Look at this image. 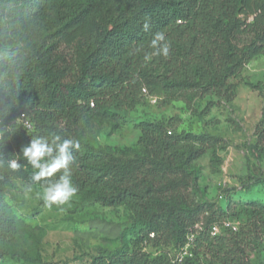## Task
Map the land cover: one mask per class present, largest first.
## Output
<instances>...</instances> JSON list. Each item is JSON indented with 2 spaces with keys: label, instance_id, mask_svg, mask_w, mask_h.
<instances>
[{
  "label": "trees",
  "instance_id": "16d2710c",
  "mask_svg": "<svg viewBox=\"0 0 264 264\" xmlns=\"http://www.w3.org/2000/svg\"><path fill=\"white\" fill-rule=\"evenodd\" d=\"M77 1L0 0V196L15 180L27 187L60 181L63 170L33 181L36 170L22 153L33 136L54 133L78 144L69 165L76 194L125 205L141 225L130 248L95 255L90 264H261L247 248L252 235H264V207L246 210L232 230L221 226L228 210L199 196L195 161L208 149L217 159L221 137L178 130L177 116L141 120L136 143L124 148L95 145L87 135L100 127L98 117L118 122L146 97L166 102L193 92L232 101L240 70L264 53V0H95L92 11ZM160 32L164 40L153 47ZM253 88L264 97V79ZM257 132L264 148V106ZM12 159L20 170L8 167ZM256 184L264 177H250L243 188ZM214 225L220 230L212 234ZM15 231L0 207V241ZM188 235L190 254L180 261L163 250H179ZM148 246L161 251L153 255ZM14 256L0 246V259Z\"/></svg>",
  "mask_w": 264,
  "mask_h": 264
},
{
  "label": "rangeland",
  "instance_id": "374dc122",
  "mask_svg": "<svg viewBox=\"0 0 264 264\" xmlns=\"http://www.w3.org/2000/svg\"><path fill=\"white\" fill-rule=\"evenodd\" d=\"M88 11L95 0H78ZM239 84L232 101L208 94L201 98L193 92L181 98L164 101L162 96L146 97L133 109L120 112V121L102 119L100 127L87 135L95 145L133 146L139 136L137 123L144 119L177 116L178 130L208 131L224 140L225 147L208 149L195 164L200 167V197L216 200L229 212L227 221L237 226L249 216L246 210L264 207V184L250 190L243 183L250 177H264V148L258 144L257 127L262 118L264 97L253 85L264 79V53L246 64L239 72ZM214 159V160H213ZM44 187H27L15 180L0 196V207L16 221V231L8 241H0L14 257L0 259V264H90L98 254L131 247L132 238L141 225L125 205L103 206L76 194L63 204L48 206L43 199ZM234 214H238L235 219ZM255 242L247 248L253 259L260 256L264 264V235H252ZM150 253L161 250L148 246ZM169 256L178 249H163ZM200 264H220L201 258Z\"/></svg>",
  "mask_w": 264,
  "mask_h": 264
},
{
  "label": "clouds",
  "instance_id": "9594fccd",
  "mask_svg": "<svg viewBox=\"0 0 264 264\" xmlns=\"http://www.w3.org/2000/svg\"><path fill=\"white\" fill-rule=\"evenodd\" d=\"M148 27L149 24L146 22L144 30H147ZM162 40H164V34L162 32L157 33L152 41L153 47ZM162 52L164 56H167L168 47L164 46ZM49 139L52 141L51 144H49ZM73 147H78V144L70 139L62 140L59 135L52 133L49 136H33L30 143L22 149L23 156L28 164L36 170L32 175L33 181L39 182L42 178L53 177L55 173L63 170V175L59 182H46L43 186V199L48 206L52 204L63 205L76 193V189L71 184L69 174V165L74 159L71 154ZM54 150L55 155H53ZM4 163L3 154L0 153V166ZM7 165L13 171H18L22 167L16 159L8 160Z\"/></svg>",
  "mask_w": 264,
  "mask_h": 264
},
{
  "label": "built area",
  "instance_id": "2783aa9c",
  "mask_svg": "<svg viewBox=\"0 0 264 264\" xmlns=\"http://www.w3.org/2000/svg\"><path fill=\"white\" fill-rule=\"evenodd\" d=\"M143 91L145 92V89H143ZM150 99H154L155 97H149ZM20 120L22 121L23 125L30 129L31 128V122L26 118V116L24 114L20 115ZM1 118H0V130H1ZM1 133V131H0ZM222 227H227V228H231L232 230H237V225L231 221H223L222 222ZM220 230V226L219 225H214L212 227V234L218 233ZM192 243V236L188 235L187 236V242L185 243V245L183 247H181L178 251V254L175 256V260L180 261L185 255L190 254L189 252V247L190 244Z\"/></svg>",
  "mask_w": 264,
  "mask_h": 264
}]
</instances>
